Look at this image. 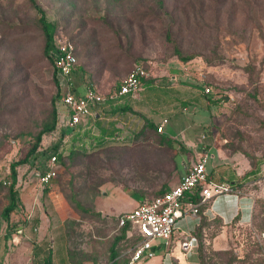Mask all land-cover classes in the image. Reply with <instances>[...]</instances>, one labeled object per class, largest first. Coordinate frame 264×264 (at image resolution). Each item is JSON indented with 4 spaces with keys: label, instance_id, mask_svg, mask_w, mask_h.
I'll list each match as a JSON object with an SVG mask.
<instances>
[{
    "label": "rangeland",
    "instance_id": "obj_1",
    "mask_svg": "<svg viewBox=\"0 0 264 264\" xmlns=\"http://www.w3.org/2000/svg\"><path fill=\"white\" fill-rule=\"evenodd\" d=\"M36 1L56 27V35L75 45L82 70L73 76V86L80 94L88 85L105 94L112 92L134 64L144 61L153 64L164 87L170 80L163 75L179 71L187 85L209 88L210 94L197 104H187L185 112L178 111L185 123L171 125L172 133L166 137L176 134L177 140L165 145L167 155L141 131L133 143L67 155L48 186L36 178L45 166L42 150L33 165L18 167L17 189L19 197L28 198V208L21 205L11 215L13 230L1 222L0 264H46L50 257L55 259L52 264H66L61 232L71 242V264H82L94 255L97 261H90L94 264L125 262V253L136 244L134 229L117 245L119 257L111 261L107 253L113 236L94 231L99 239L93 238L96 217L77 211L72 198L89 209L96 197L101 208H128L122 194L151 199L156 191L140 187L175 176L168 170L153 174L154 164L168 161L175 150L191 153L187 155L191 164L205 149L208 175L222 173L224 180L238 171L240 178L253 162H261L257 178L241 191L254 199L249 224L225 225L206 216L201 244L205 261L212 264L220 259L214 252L235 253L244 260L251 251L264 249V0ZM38 18L28 0H0V181L51 119L56 88L52 65L43 55L45 38ZM175 51L190 60L180 61ZM54 107L57 111V101ZM54 134L43 138L40 149L58 139L59 134ZM173 160L177 175L183 174L181 157ZM7 204V189L0 188V213ZM184 224H178L177 232L187 236ZM5 233L9 238H4ZM158 252L164 253L162 248ZM194 262L199 264L198 257Z\"/></svg>",
    "mask_w": 264,
    "mask_h": 264
},
{
    "label": "crops",
    "instance_id": "obj_2",
    "mask_svg": "<svg viewBox=\"0 0 264 264\" xmlns=\"http://www.w3.org/2000/svg\"><path fill=\"white\" fill-rule=\"evenodd\" d=\"M154 73L155 77L146 79L143 82L142 91L136 96H126L123 98V103L118 105L110 104L99 106L94 119L83 122L82 124L78 125L76 129L63 128L59 134V137L61 138L62 135L66 133L61 139L62 142L60 146L61 151H63V155L67 156L72 150H85L86 152L90 153L96 149H100L101 147H98V145L105 142H110V144L125 142L133 143L141 131H144V134L150 138V141L156 144L155 149H159L164 155H167L168 148H166L165 143L161 144V142L163 143L164 141H169V144H171L170 140H177L176 134H173V137L166 136L168 135V132L172 133L171 125L173 128H175L176 122H184L185 120L182 119L183 116L180 115L178 111H180L182 108V112H185L187 109L185 108L187 104H190V102L197 104L202 98H208L209 95H205L202 89H196L195 87L187 85L185 81L181 79L182 77L179 71H169L163 75L170 80V84L167 85V87H164L161 81L162 76L158 75L156 71ZM122 80L123 78L118 80L114 89L119 86ZM76 89L77 93L80 94V89ZM163 90L166 92H173L168 94L165 92H160ZM98 92L104 95L107 94L101 92V89L99 88ZM164 119L168 121V124L164 127V133L156 134L155 128L160 125ZM54 133L53 135H55ZM51 139L54 140V138ZM182 144H184V150H187L185 143ZM138 148H142V146H139ZM171 149L173 150V148ZM203 151L208 153L205 149H202L201 153ZM190 154L191 153L178 152L175 150L168 161H158L159 163L154 164L156 167L155 172L153 173L152 171L151 173L162 174L168 170L171 171L175 176L173 178L171 177L169 180L165 177L156 178L155 185L140 187V189L155 190L157 192L161 189H171L174 187L193 163L192 162L191 164H188L189 161L187 155L191 156ZM177 156L181 157V163L185 170V172L179 176L176 173V163L173 160ZM238 172L235 177L230 176L228 179L226 178L227 181H236L238 176H241V173ZM232 175L234 174L232 173ZM146 182L147 181H144L143 183L145 184ZM138 195L139 199H132L124 194L121 195L123 196L124 200L127 199L129 202L128 208H120L119 205L116 207L101 208L99 198L96 197L93 201L92 208L94 213L93 217L95 216L97 219L95 222H93L95 225V230H93V232L95 231L97 233H104L106 231L108 233L107 236H113L114 241V239L119 236L120 231L117 223L118 217L124 213L132 211L140 203L144 202L142 194ZM20 199L22 205L26 207L28 204V198L26 195L21 194ZM253 206L254 199L249 195L240 194L237 196H220L208 208V210L205 212V216H209V218L212 217L213 219L220 218L225 225L232 223L237 217V222L249 224L251 219L250 213L252 212ZM196 223L197 222L195 219L188 218L184 224L186 227L184 231H195L197 227ZM95 232L92 237L99 239V234L97 235ZM60 234L63 236V238H65V262L66 264H71L68 255L69 243L71 242H68V237L66 235L64 236L63 232ZM184 236L185 234L177 232L176 230L169 247H165L164 245L156 246L154 248L155 257L152 260L142 262L141 264H196L194 261L197 259V248L194 249L191 254L187 255H183V253L180 251V242L183 240ZM70 238L72 239L73 235L70 234ZM160 248L163 249L164 253L158 252ZM110 249L107 255H110ZM155 249H158V251L156 252ZM100 254L103 255L104 259L106 256L105 253L101 252ZM93 258H87L83 261V263L94 264L90 261H97V257L94 255ZM98 260L100 261L102 258L98 257ZM52 263H55V259L52 261Z\"/></svg>",
    "mask_w": 264,
    "mask_h": 264
},
{
    "label": "built area",
    "instance_id": "obj_3",
    "mask_svg": "<svg viewBox=\"0 0 264 264\" xmlns=\"http://www.w3.org/2000/svg\"><path fill=\"white\" fill-rule=\"evenodd\" d=\"M49 56L56 67L59 87L56 134H60L63 128L76 129L83 122L93 120L99 106L118 105L123 103L124 97L136 96L142 91L143 82L155 77L151 62H137L119 86L107 95L89 86L84 88V94H79L73 86V76L77 69L73 44L66 37L59 35L54 39V47ZM203 93L209 95L210 89H203ZM167 124L168 121L164 119L156 127V133L163 134ZM57 163V155L51 156L47 163L50 170L45 174L36 175L40 185L48 186L56 178ZM207 163L208 154L203 151L199 159L190 165L178 183L169 191L150 202L140 203L132 211L118 217L119 228L130 225L131 229L141 237L140 241L125 253L127 260L123 264H141L152 260L155 257L156 246L169 247L180 222L192 218L196 220V225H199L201 206H211L220 196L241 194L229 183L211 179L207 172ZM3 185L6 186L8 183L3 182ZM195 196L198 197L196 202L193 200ZM207 210L208 208L205 212ZM193 232L194 230H190L180 242V251L183 255L191 254L198 247Z\"/></svg>",
    "mask_w": 264,
    "mask_h": 264
},
{
    "label": "trees",
    "instance_id": "obj_4",
    "mask_svg": "<svg viewBox=\"0 0 264 264\" xmlns=\"http://www.w3.org/2000/svg\"><path fill=\"white\" fill-rule=\"evenodd\" d=\"M28 2L30 4V6L35 10L36 14L39 16L38 23H39L40 29L43 33V36L45 38L43 55L50 62V64L52 65V68H53V79H54V85L56 88V97L53 101V108H52L50 121L48 123H45L43 125L42 129L32 138L31 146L27 150V152L25 153L24 157L18 161H15L14 163H12L10 165V170H9L10 172H9V175L5 178V181H0V188L7 189V194H8V204L3 208V210L0 213V227H1V222L5 223V224H7V226L11 227L9 225L11 215L16 213L17 209L22 205L20 197H19L18 189H17L18 176H17L16 169L18 167H20L22 165H29L30 163H31V165H33L35 160L38 158V152L40 150H42L41 156L44 157V159H45L44 160L45 166H44L43 170H41L38 174H45L48 170H50L47 167V163H48L50 157L53 155H57V158H58L57 165H58L61 161L68 158V156H72V155L77 154V153H82V154L89 153V152H86L85 150H72L68 154L67 157L64 156L63 151H61L60 146H61V142H62L61 139L65 136L66 133H64L61 138L58 137V139L56 141L55 140L52 141L51 144L49 145V147H46L44 149H40V147L42 146L41 144H42L43 138L53 134L56 130V125H57V117H56L57 115H56V110H55L54 104L58 100L59 87H58V83L56 80V67L54 66L53 61L50 58L49 54L53 50L54 39L58 35H56V27L54 26V24L52 22H50L47 19L45 12L38 5L37 1L36 0H28ZM67 40H69L73 44V42L70 39L67 38ZM73 46H74V54L76 56V48H75L74 44H73ZM175 52L177 55H179L180 61L187 62L190 60L189 57H186V58L180 57V53L178 51H175ZM76 58H77V56H76ZM131 69L128 71V73L131 71ZM78 70H82V69L80 67L78 68V61H77L76 71H78ZM128 73L125 76H123L122 78L124 79L128 75ZM88 86L92 87L95 91H98V87L96 85H88ZM155 133H156V128H155ZM142 134H144V131ZM164 143L169 145V141L168 142L164 141L162 144H164ZM108 144H110V142L109 143L108 142L102 143V144L98 145V147H104ZM260 165H261V162H259V161L253 162L250 169L242 177L238 178L236 181L224 180V176L222 175V173H220L221 175L218 173H214L213 175L211 174L212 175L211 177L216 182H227L230 185H232L233 187L237 188L241 192L245 185H247L252 180H255L257 178V174L259 172ZM209 177H210V175H209ZM3 182H7L8 185L4 186ZM169 190L170 189H161V190L155 192L153 194L154 196L151 199H144V201L150 202L153 199H155L156 197L161 196L163 193H165ZM46 192H48L47 188L44 190V193H46ZM193 200L195 202L198 201V197L195 196V199H193ZM72 202H73L74 208L77 211H79L80 213L87 214V215L91 214L92 216L94 215V213L92 211L93 206L91 207V209L85 208L75 198H72ZM208 206L209 205H204V206H201L199 208L200 223L194 231V237L197 240V244H198V247H197V254L198 255H197V257H198L199 264H212V263H207L205 261V257H204V253H203V247L201 244V238H202V233H203L202 231L208 224L207 223L208 219L204 215V212ZM215 220H217L220 224H223V222L220 218H215ZM237 221H238V217L235 218L232 223H236ZM7 229H8V227H7ZM11 229H12V227H11ZM130 230H131L130 225H126V226L120 228L119 236L114 239L113 244H112L111 249H110L111 261H115L119 257V253L116 251V247L124 238L125 239L130 238V237H127V232ZM8 232H11V230H9ZM134 234L136 235L135 243H138L140 241L141 237L137 234L136 231ZM9 235L10 234L5 233L4 238H6V239L9 238ZM1 237L2 236H0V239H1ZM253 254H258L259 258H256V259L253 258ZM213 255L220 258L217 263H213V264H264V249H261V248L251 251V255H247L244 260H241L235 253L218 252L215 254V252H214ZM126 259H127V256H126ZM123 263H121V264H123ZM46 264H52L51 257L49 259V263L47 261ZM82 264H84V263H82ZM113 264H115V263H113Z\"/></svg>",
    "mask_w": 264,
    "mask_h": 264
}]
</instances>
